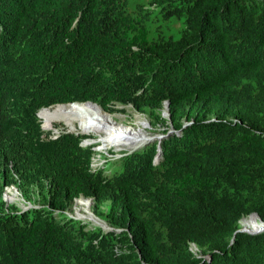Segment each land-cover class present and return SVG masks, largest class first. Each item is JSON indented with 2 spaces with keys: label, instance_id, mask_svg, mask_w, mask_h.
Instances as JSON below:
<instances>
[{
  "label": "trees",
  "instance_id": "16d2710c",
  "mask_svg": "<svg viewBox=\"0 0 264 264\" xmlns=\"http://www.w3.org/2000/svg\"><path fill=\"white\" fill-rule=\"evenodd\" d=\"M85 101L173 133L95 174L83 137L37 116ZM11 186L41 208L7 206ZM81 195L114 231L64 213ZM253 213L264 0H0V264H264V232H238Z\"/></svg>",
  "mask_w": 264,
  "mask_h": 264
},
{
  "label": "bare ground",
  "instance_id": "6f19581e",
  "mask_svg": "<svg viewBox=\"0 0 264 264\" xmlns=\"http://www.w3.org/2000/svg\"><path fill=\"white\" fill-rule=\"evenodd\" d=\"M56 107L58 106L43 113L42 122L46 120L52 130L57 129L56 118L57 121H59L68 131L75 129V131L83 134L96 133L100 136L101 142L104 146H113L118 150L126 149L128 151L141 149V147H144L150 139V136L144 133L141 128L137 130V128H134L133 126L118 123V121H116L117 117L115 118L112 114L109 115L108 113H105L97 105H64L52 114V111ZM49 116L56 124L55 128L50 125ZM139 123L140 127H145L141 122ZM14 195L15 193L13 194V197ZM7 196L8 198H13L9 194H7ZM256 221L257 220L253 218L248 221L247 224L251 229H253L252 227L258 228L259 223Z\"/></svg>",
  "mask_w": 264,
  "mask_h": 264
},
{
  "label": "rangeland",
  "instance_id": "374dc122",
  "mask_svg": "<svg viewBox=\"0 0 264 264\" xmlns=\"http://www.w3.org/2000/svg\"><path fill=\"white\" fill-rule=\"evenodd\" d=\"M104 112L107 113L106 111H104ZM109 112H108L109 115L112 114L115 118L117 117L116 121H118V123H122V124H125V125H128V126H133L134 128H137V130H139L141 128L144 133H146V134H148L150 136V139L146 143L144 148L149 146V145H151V144H153L154 142H156L158 140H162L166 136L171 135L170 133L172 132V130H170L168 134H165L164 133L165 128L162 127L161 125L158 126V127H154L153 123H152V119L147 117L146 115H143L139 111H137L133 107V105L114 104V105L111 106ZM166 114L167 113L165 112L164 113V117H167ZM55 121L57 123V129H53L52 130L51 127L48 125L47 121L44 120L43 125H44V128H45L44 131H45L46 134L50 133L52 135V131H53L54 134L58 135V134H61V133L65 132L67 130L65 127H63L61 125V123L59 121H57L56 118H55ZM41 122H42V120H41ZM139 122H141L143 125H145V127H143V126H142L143 128L140 127V123ZM136 124H137V126H136ZM50 130H52V131H50ZM71 131L77 132V131H75V129H73ZM79 135L83 136L84 138H86L85 141L83 142L84 145L87 146L89 144H92L91 146L99 145L98 148H102V147L105 148V149L99 150L100 155L96 156V160L94 162L95 163L94 164L95 167H98V166L99 167H103V166H105L107 164L108 159H113V160H110V161L114 162L115 160L121 158L123 156V154H125L127 152L130 154V153H133V152L136 151V150H134V151H130L129 150L128 151L126 149L118 150V149H116L113 146H106L105 147L102 144V142H101L100 136L97 135L96 133H91V134L79 133ZM141 148L143 149V147H141ZM110 173L111 172H107V174H110ZM8 191H11V193H10V194H12L11 197H13V194L15 193V195H14V197L12 199L7 198L6 193ZM30 194H31L32 198H36L37 199L36 203H39L40 197L38 196L37 192L35 190H32V191H30ZM5 198H6L7 201H9L10 204L13 203V205H15L17 203L19 205H21V203L23 202L22 193H20V191H17L13 187L6 189ZM88 203H90V204H88ZM91 205H92V201L87 200L85 198H81L80 200L78 199L77 202H75L74 206L72 207L73 209H71L70 211L68 210L67 213H68V215H71L72 217H81V220H84V221L85 220H89L91 218V213H92L91 210H90L91 209ZM246 220L250 221L251 218L249 216L245 217L241 221V228L251 229L249 227V225L247 224L248 221H246ZM256 222L260 224V222L258 220ZM88 224H90V222H88ZM95 225H97V224L95 223ZM99 231H101L100 228H99ZM192 248H193L194 251H197V249H196V247L194 245L192 246Z\"/></svg>",
  "mask_w": 264,
  "mask_h": 264
},
{
  "label": "clouds",
  "instance_id": "9594fccd",
  "mask_svg": "<svg viewBox=\"0 0 264 264\" xmlns=\"http://www.w3.org/2000/svg\"><path fill=\"white\" fill-rule=\"evenodd\" d=\"M74 104H93V105H97V106H99L101 109H103L104 111H106L102 106H100L99 104H97V103H95V102H92V101H85V102H69V103H62V104H55V105H59V106H61V105H74ZM55 105H52V106H50V107H46V108H42L40 111H42V110H45V109H48V108H51V107H55ZM122 105V104H121ZM168 105V104H167ZM167 109H168V106H167ZM39 111V112H40ZM39 112L37 113V116H38V118H39V122L41 123V129L43 130V132H44V138H46V139H48V138H50V139H53V140H55V139H59L61 136H63V135H65V134H74V135H76V136H79V137H81L80 135H79V132L77 133V132H73V131H65V132H63V133H61V134H58V135H56V134H54V132L52 131V130H50V131H52V135L50 134V133H48V134H46L45 133V128H44V125H43V122H41V118H40V115H39ZM107 113L109 112V110L108 111H106ZM110 113V112H109ZM167 113V116H168V112H166ZM170 130H172L173 131V129H170ZM169 130V131H170ZM169 131H168V133H169ZM167 133V134H168ZM173 133V132H172ZM46 135V136H45ZM172 135V134H171ZM171 135H169V136H171ZM83 137V136H82ZM166 137H168V136H166ZM166 137H164V138H166ZM163 138V139H164ZM85 139L86 138H82V146H84V147H91L92 149H93V151H94V156H93V158H92V172H94L95 174L98 172V171H100V172H103L104 173V175H114V171L112 170H110V169H108V168H106V167H109V163H110V167H112V168H114L113 167V165H115L116 163H118V162H120L121 161V159L122 158H124V157H126L127 155H131L132 153H125V154H123V156L121 157V158H119V159H117V160H115L114 162H111L110 160H113V159H108V161H107V164L105 165V166H103V167H95V160H96V156L97 155H100V153H99V150H102V149H105L104 147H102V148H98L99 147V145H97V146H95V145H93V146H91L92 144H89V145H84L83 144V142L85 141ZM162 139V140H163ZM162 140H158V141H162ZM106 147V146H105ZM144 148V147H143ZM97 149V150H96ZM142 149V148H141ZM140 150V149H139ZM138 150V151H139ZM101 152V151H100ZM135 152H137V150L135 151ZM134 153V152H133ZM160 154H158L157 156H156V158H155V161L156 162H158L159 160H160ZM106 168V169H105ZM107 172H111L110 174H107ZM11 187H13L14 189H16L17 191H20L16 186H11ZM11 187H7L6 189H8V188H11ZM6 189H5V191H4V195H3V199H4V201L6 202V204H7V206H11V205H13V203H9V201H7L6 200V198H5V192H6ZM11 192L10 191H8L7 193H6V196H7V194H9L10 196L12 195V194H10ZM20 193H22L21 191H20ZM22 196H23V194H22ZM7 198H8V196H7ZM81 198H85V199H87V200H90V201H92V205H91V218L89 219V220H81V217H72L71 215H68V213H67V211H65L64 213L68 216V217H70L71 219H74V220H77V221H81V222H84L85 224H88V222H90V226L91 227H99L100 229H101V231H103V232H109V231H114V229L112 228V227H110L104 220H102L99 216H97L95 213H94V211H93V206H94V203H95V200H94V198L93 197H85V196H83V195H81V196H78V197H76L74 200H73V204H72V206H71V208L69 209V211L71 210V209H73L72 207L74 206V204H75V202H77V200L79 199H81ZM9 199H11V198H9ZM28 202V203H27ZM40 203V202H39ZM39 203H36V202H33V201H30V200H27L26 198H24V196H23V202L21 203V205H19L18 203L17 204H15V206L16 207H18L20 210H22V212H27V211H29L30 209H32V208H41V206L39 205ZM88 204H90V203H88ZM34 205V206H33ZM14 206V205H13ZM59 213V211H55V214L57 215ZM95 223L97 224V225H95ZM117 231H120V230H118L117 229ZM197 249V248H196Z\"/></svg>",
  "mask_w": 264,
  "mask_h": 264
},
{
  "label": "water",
  "instance_id": "95a60500",
  "mask_svg": "<svg viewBox=\"0 0 264 264\" xmlns=\"http://www.w3.org/2000/svg\"><path fill=\"white\" fill-rule=\"evenodd\" d=\"M55 106H59V105H55ZM168 108H169V105H167ZM167 115V114H166ZM173 132V131H172ZM172 132L170 134H172ZM251 219H256L260 222L259 224V227L256 228V227H253V229H245V228H241L238 230V232H246V233H249V234H258V233H261V232H264V222L263 220L261 219V217L258 215V213H253L249 216Z\"/></svg>",
  "mask_w": 264,
  "mask_h": 264
}]
</instances>
